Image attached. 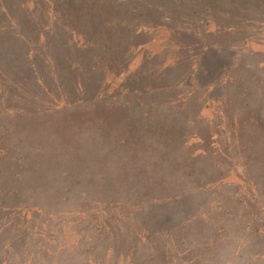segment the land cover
Masks as SVG:
<instances>
[{"label":"rangeland","instance_id":"obj_1","mask_svg":"<svg viewBox=\"0 0 264 264\" xmlns=\"http://www.w3.org/2000/svg\"><path fill=\"white\" fill-rule=\"evenodd\" d=\"M53 20L70 21L88 36L55 34ZM102 20H119L118 35L111 27L103 30ZM15 23L19 35H38L29 55L47 50L46 60L75 58L82 68L77 79L85 89L82 96L65 90L61 99L45 100L47 105L60 109L76 99L95 102L52 120L61 122L56 125L67 137L57 136L54 128L40 134L63 156L52 164L36 156L39 166L27 174V187L33 185L26 189L35 206L0 209V264H264V160L258 156H264V133L248 128L255 145L250 140L239 153L223 135V110L209 99L224 87L222 81L218 92L214 82L230 76L250 86L248 94L259 100L253 84L264 83V0H0V66L7 75L13 66L8 58L21 53L9 42L8 27ZM129 34L133 41L119 54L115 49ZM85 40L88 45L100 40L111 52L103 55L92 47L86 58L78 52L84 51ZM91 59L102 69L89 79ZM148 65L155 73L179 68L164 79L141 83ZM132 73L140 85L167 87L150 109L157 121L175 127L174 140L179 129L189 131L179 148L173 143L164 150L144 139L122 141L132 123L129 100L115 90ZM82 126L93 134L82 140L90 151L80 147ZM138 128L143 132L148 124ZM71 137L77 139L69 140V146L76 141L69 148ZM223 152L232 159L221 158ZM79 163L89 164L83 169L90 172L79 175ZM63 168L68 172H59ZM48 170L58 173L45 176ZM58 176L64 186L54 185ZM41 206L53 210L44 213Z\"/></svg>","mask_w":264,"mask_h":264},{"label":"trees","instance_id":"obj_2","mask_svg":"<svg viewBox=\"0 0 264 264\" xmlns=\"http://www.w3.org/2000/svg\"><path fill=\"white\" fill-rule=\"evenodd\" d=\"M145 21L146 20H138L140 24L152 25ZM100 23L103 24V30L105 27H111L113 33L118 35L119 28H121L119 20H102ZM17 26L18 23H15L10 26V28L8 27V29L11 30V38H9V42L14 46L16 45L21 53L8 58L13 65L12 71L8 75L5 73V69L0 66V103L3 101L0 106V209H2V212H10L17 207L22 209L32 208V205H36L37 200H31L32 198H35L32 194L26 193L32 192L27 191L33 185L30 184V186L27 187L28 179L30 180L31 178V176H27V174L33 170L36 171V166H39L37 165L38 162L36 161V156L47 159L51 164L54 160L59 161L63 156L59 148L55 147L53 143L49 145L48 142L44 143L45 139L40 134L43 131L47 132L49 128H54V132H56V135L58 134L57 136H66L61 127L56 125L61 122L57 121L55 122L56 124H54L52 120L67 111L80 108L86 103L93 104L92 102H95V99L88 101H80L76 99L67 103L65 102L67 105L60 109L57 108V104L47 105L45 100L61 99L60 95L66 93L69 89L73 92L74 97L77 98L78 96H82L85 89H83L82 82L77 80L80 77L79 72H83L82 68L78 63L73 61L75 58H72L73 60H68L61 55H58L51 60H46L47 50H43L42 53L45 56V59H42L41 53L32 56L31 54L29 55L31 45L37 46L38 35L36 38H27L21 34L19 35V26L18 31ZM53 26L54 31L51 29L52 32L64 36L77 34L84 38L87 37L89 33L83 29L75 27L67 20H53ZM221 26H223L222 23L220 26L218 25L217 32L221 33ZM86 28L91 29V25H86ZM96 31L98 32V29H96ZM217 38L219 41L223 42V36L218 35ZM131 41H133L132 36L129 34L121 46L115 50L119 54L126 52ZM222 42L217 43L220 45ZM85 43L82 42L84 51L75 44V47L80 50H78V52L84 54V56H86L85 51L89 52L92 47H96V49L103 55L111 52L109 45L100 40L92 45H88V40H85ZM3 45L7 47V44ZM224 46L225 45H222V47ZM23 48L26 50L24 51ZM73 52L76 53L77 50L74 49ZM86 58L89 57L86 56ZM53 61L59 62V65L61 64V69L57 68ZM177 68L179 67L158 68V72H160L155 73V71H153L148 65L147 72H144V74H148L145 76L140 75L142 79L141 83L146 82L147 79L153 81H157L160 78L164 79L168 76L167 73H172L177 70ZM100 69H102V67L99 68L96 60L91 59L88 63L85 74L89 79H92L94 76L92 73L96 70L99 71ZM222 81L224 87L221 88L220 92L219 85L222 84ZM124 82L125 83L122 84L121 87L115 90V94L118 93L120 97L124 98L123 101L129 100L127 114L130 115L129 120L132 123H130L131 127L126 130V138L122 141L127 144H135L140 139H144L147 143H154L157 147L160 146L161 149L164 150L169 149L173 143H176V146L179 148V145L182 143L181 139L184 132L189 133V131L185 128L179 129V134H176L174 140L172 134L176 131L175 127L165 126L162 122L157 121L158 119L153 117L155 110L150 109L152 102L159 100L158 94L165 91L167 87L161 88L162 83L140 85L136 73L130 74ZM178 84H181V82H178L176 85ZM253 85L255 86L253 87L255 88L254 93L260 94L259 100L253 96V93L248 94L250 86H247L246 88L241 81L230 78V76H224L219 81L214 82L213 88L218 89L220 96L212 95L209 98H214L219 104L217 109L220 111L223 110L221 114L224 123L223 126H225V128H223V135L226 136L232 144H235V149H238L239 153H241L239 150H244L246 148L250 140L253 141L251 144L253 146L255 145L254 137L249 133L248 130L250 129L248 128L253 129L250 131L255 133H264V83L262 80L257 79ZM41 99H43V101H41ZM193 99L194 98H191L188 101ZM194 103L195 105L198 104L197 99ZM3 104L6 105L5 108H2ZM176 109H178V112H182L184 108L177 107L175 110ZM199 110L200 108L198 107L196 110L197 113L194 112L193 114L192 118L195 122H197L196 117L199 116ZM136 112L140 116H138ZM144 122L148 124V128L142 132L138 126ZM107 123L110 126V122L107 121ZM80 131L83 132V135H79L80 143H82L80 147L90 151L91 146L86 142L83 143L82 140L84 138L91 139L93 134L84 126L80 128ZM146 131H150L148 132L149 134ZM107 132L111 131L108 130ZM101 135L102 137L107 138L106 135ZM113 137L116 138L118 136L114 135ZM262 137L263 136L258 139ZM70 139L77 138H67L68 146L71 144L69 141ZM34 140L39 142L34 143ZM75 143L76 141L69 146V148ZM104 143L105 140L103 139L102 145ZM258 156L264 160V156L261 154H258ZM234 157H236L235 150H233V158ZM198 158L202 157L198 156ZM221 158L231 160L232 156L230 157L223 152ZM240 159L243 161L246 168L245 161L242 158ZM49 163L44 162L42 168H47ZM87 165L89 164L79 163L76 172H78L79 175H81L82 172L89 173L90 170L87 168L83 169V167H86ZM62 171L63 173L68 172L65 168L59 172ZM53 173L58 172H50V170H48L45 176H50ZM58 178V180H53L54 185L64 186V181L60 180L61 176H58ZM99 187L100 185L98 184L97 191ZM97 191L95 192L97 193ZM143 193L144 192H139L138 194ZM29 196H32V198ZM81 196L87 197L86 194H82ZM99 197L100 196L95 195L96 199ZM39 209L44 213L53 210V208H46L45 206H41ZM31 237L32 236H30V241L34 244L33 237Z\"/></svg>","mask_w":264,"mask_h":264}]
</instances>
